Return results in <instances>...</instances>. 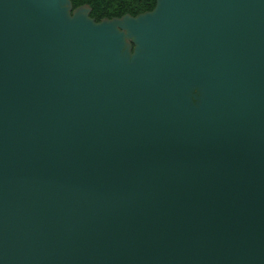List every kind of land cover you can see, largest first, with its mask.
I'll return each instance as SVG.
<instances>
[{
  "label": "water",
  "instance_id": "obj_1",
  "mask_svg": "<svg viewBox=\"0 0 264 264\" xmlns=\"http://www.w3.org/2000/svg\"><path fill=\"white\" fill-rule=\"evenodd\" d=\"M91 11L0 0V264H264V0Z\"/></svg>",
  "mask_w": 264,
  "mask_h": 264
},
{
  "label": "trees",
  "instance_id": "obj_2",
  "mask_svg": "<svg viewBox=\"0 0 264 264\" xmlns=\"http://www.w3.org/2000/svg\"><path fill=\"white\" fill-rule=\"evenodd\" d=\"M74 8L89 4L92 8L91 17L96 21L103 18L121 17L125 14L136 16L152 10L156 0H72Z\"/></svg>",
  "mask_w": 264,
  "mask_h": 264
}]
</instances>
